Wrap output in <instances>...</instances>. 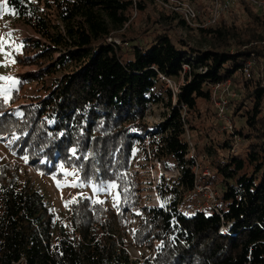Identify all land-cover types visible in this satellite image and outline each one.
<instances>
[{
  "label": "trees",
  "instance_id": "obj_1",
  "mask_svg": "<svg viewBox=\"0 0 264 264\" xmlns=\"http://www.w3.org/2000/svg\"><path fill=\"white\" fill-rule=\"evenodd\" d=\"M169 1H6L10 14L41 36L20 42L15 62L40 69L19 76L18 90L35 80L43 93L21 102L14 88L9 99L0 97V136H16L15 149L58 179L63 165L78 169L81 182L115 183L119 203L114 210L79 197L67 226L16 165L1 164L0 264H264V13L240 0L230 10L232 21L223 14L200 27L204 37L195 43L170 31L193 27ZM135 12L146 16L138 32L129 29ZM251 60L246 78L243 67ZM181 74L186 81L176 93L166 78ZM228 80L240 88L228 108L244 127L218 138L212 133L222 119L213 85ZM156 104L169 113L150 126L147 111ZM187 132L204 142L207 177L193 168L200 153L186 157ZM236 136L248 141L242 152ZM137 144L178 163L180 176L161 184L164 195H173L163 206L141 203V178L131 170ZM197 185L223 188L220 214L181 210L202 196ZM136 209L133 243L154 248L151 258L130 256L126 225Z\"/></svg>",
  "mask_w": 264,
  "mask_h": 264
},
{
  "label": "rangeland",
  "instance_id": "obj_2",
  "mask_svg": "<svg viewBox=\"0 0 264 264\" xmlns=\"http://www.w3.org/2000/svg\"><path fill=\"white\" fill-rule=\"evenodd\" d=\"M6 1L7 0H0V13H2L0 14V42H3V46L0 47V77H12L17 81V83L13 85L11 81L0 79V97L5 99L6 94L9 99L13 89L16 88L22 96L21 102L29 101L31 97L43 93L42 85L38 81L34 80L26 83L21 90H18L20 89L18 77H26L30 74H36L38 73L40 66L36 64L20 66L15 62V54L21 52L20 42L22 40L27 38L38 39L41 38V36L30 25H27L21 20H18L12 16L9 12ZM194 2L199 11L200 18H198V23L196 22L195 25H192V29L179 28V31L176 29V26H173L170 28V31L174 34H182L183 36L189 38L192 42L200 43L204 37L202 31H200V27H204L201 25L207 23L213 6V1L194 0ZM237 4L238 3L235 5ZM256 9L259 12L264 13V10L259 8ZM230 10L226 12L224 16H226L229 21H232L233 17ZM236 10L239 12L238 14L240 15V19L247 21V13L244 11L243 6H238ZM145 23L146 16H141V14L137 16V13L135 12L132 19L131 28L129 29L138 32L145 25ZM8 33H11V36H9ZM114 38L120 43V39L118 37H113V39ZM45 80L48 82L51 81V79L48 77H45ZM185 81L186 79L183 74L175 78H166L167 85L173 88L176 93L179 91V87L183 85ZM230 85L227 86L223 84L221 85L220 89L217 88L219 89L218 92L213 95L216 108H218V103L222 98L238 96L240 88H237L236 85L233 84V81ZM5 90H7L6 93ZM228 109L224 114V117L220 116L222 119L221 125L214 133H212V135L215 137L226 138L229 136L230 132L232 133L234 126L244 127V119H238L235 124V121L232 119L233 110L231 108ZM168 113L169 111L160 104L151 105L148 108L146 119L150 126H155L163 121ZM15 138L16 136H0V165L4 163H12L16 165L17 172L20 174L22 179L31 182L34 187L45 194L50 206L56 213V219L58 223H63L67 226H70L72 216L71 205L79 197L88 196L93 200L103 201L105 206L108 208H112L114 210L118 209L119 199H116V195L118 193L117 187L113 189H107L106 186L108 184L106 183L89 184L81 182L79 178V170L76 168L63 167V169H60L63 171L62 179H58L55 175L41 171L37 169L30 161L28 154H21L15 149ZM187 138L192 149L186 157L193 158V156L195 157L197 153H200L201 155L199 156L197 162L200 165L199 168H203L204 171L206 167H208L207 164H204L205 157L203 156V150L201 149L204 142L199 141L198 133L196 132H187ZM233 142L235 144V149L238 152L244 151L248 144L247 140L240 138L239 136H236ZM24 157H27V160H25ZM179 169L180 168L177 162L170 161L166 163L164 159L152 157L146 152L141 144H137L133 153L131 170L138 173L139 177L141 178V203L143 205H165L169 203L173 195H164L161 190V184L163 183L164 179L170 181V179L174 178L175 175L178 176ZM200 169L196 170V172H198ZM65 173H73V175H65ZM58 182L60 184L59 187ZM72 183H76L78 186H68ZM94 186L99 187L101 190L95 191ZM211 189L214 190L218 195H221L223 192V188L221 187L217 189L211 187ZM207 197V194L202 192L201 197H196L197 203L200 202L202 205H206L208 203ZM139 223L140 217L136 214V212H129L126 229L130 235V256L133 259L151 258L155 254L154 248H148L146 246L139 247L133 243L132 236ZM158 244L159 242H157V245Z\"/></svg>",
  "mask_w": 264,
  "mask_h": 264
},
{
  "label": "built area",
  "instance_id": "obj_3",
  "mask_svg": "<svg viewBox=\"0 0 264 264\" xmlns=\"http://www.w3.org/2000/svg\"><path fill=\"white\" fill-rule=\"evenodd\" d=\"M239 1L240 0H213V6L211 9L209 19L207 20L206 24H202L201 26L215 25L220 21L223 14L228 12ZM244 1L251 3L256 8L264 10V0H244ZM166 5L170 6L171 8L183 14V16L186 18V20L189 22L190 25H195L196 22L198 23L199 11L194 0H170L168 3H166ZM108 40L119 43L117 39L115 38L113 39V37H109ZM253 66H254V62L251 60L243 67L242 74L244 75V77L250 78L252 76ZM223 84L229 86L230 84H232V80H228L226 82L213 85V95L218 92L221 85ZM229 101H230V97L222 98L219 101L218 109L220 116L223 117L225 116L224 114L228 109ZM193 158L195 157L193 156ZM199 167L200 165L196 160V163L194 164L193 168L196 171L199 169ZM179 170H178L179 173L178 176H180L181 174ZM203 174L204 176H209L211 174L210 169L206 167V169L203 171ZM178 176L175 175V178ZM197 190L199 192H205L207 194L208 203L206 205H202L200 202L198 203L196 202L193 206H186L185 204L182 203V205L180 206L181 210L186 211L187 213L206 212L210 214H216V213L220 214L221 206L218 200V195L214 190L211 189L210 185H197ZM147 206L150 205L147 204ZM158 206H163V205H158ZM135 212L136 214H141L140 209H136ZM223 229H226L225 226H223ZM161 245L162 242L159 241L158 246Z\"/></svg>",
  "mask_w": 264,
  "mask_h": 264
},
{
  "label": "snow or ice",
  "instance_id": "obj_4",
  "mask_svg": "<svg viewBox=\"0 0 264 264\" xmlns=\"http://www.w3.org/2000/svg\"><path fill=\"white\" fill-rule=\"evenodd\" d=\"M21 3H23V0H21ZM0 14H2V13H0ZM8 35L9 36H11V33H8ZM3 46V42H0V47H2ZM0 79H4V80H8V81H11V83L13 84V85H15L16 83H17V81L14 79V78H12V77H0ZM7 92V90H5V93ZM8 99V97H7V95L5 94V100H7ZM73 151V154L75 155V149H73L72 150ZM24 159L25 160H27V157H24ZM61 169H63V165H61ZM65 175H73V173H65ZM60 186V184H59V182H58V187ZM68 186H71V187H77L78 185L76 184V183H72V184H70V185H68ZM117 187V185L115 184V183H109L107 186H106V188L107 189H113V188H116ZM94 190L95 191H100L101 189L99 188V187H95L94 186ZM116 199L118 200L119 199V193H117V195H116ZM101 203L103 202V201H100Z\"/></svg>",
  "mask_w": 264,
  "mask_h": 264
}]
</instances>
